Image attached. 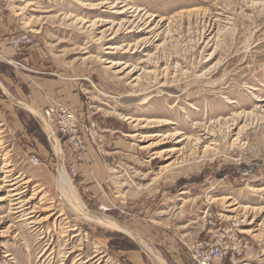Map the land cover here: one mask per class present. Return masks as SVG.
<instances>
[{
    "label": "rangeland",
    "instance_id": "374dc122",
    "mask_svg": "<svg viewBox=\"0 0 264 264\" xmlns=\"http://www.w3.org/2000/svg\"><path fill=\"white\" fill-rule=\"evenodd\" d=\"M102 2L145 9L163 49L107 54L98 39L108 25L76 23L120 22L114 10L91 7ZM224 28L211 57L215 48L198 40L205 29L212 38ZM145 35L121 34L114 45ZM145 54L163 60L157 74L140 70H156L142 62ZM102 59L130 67L118 72L124 66L110 68ZM258 98H264V0H0V187L4 171L12 170L27 184L23 200L33 197L29 206L38 213L34 229L0 201V264H197L194 245L229 244L223 231L239 235L244 249L215 264H264V213L252 210L264 206V193L253 192L264 187V119L245 118L238 140L240 127L223 129L233 114L261 105ZM21 103L41 114L53 104L71 109L99 127L103 145L91 146L86 162V152L74 153L58 137L61 162L42 118ZM208 128L216 135L195 152L194 139ZM177 132L184 134L145 137ZM184 137L191 140L178 143ZM145 145L151 146L141 150ZM172 148L183 149L163 153ZM61 163L85 208L117 221L142 244L107 220L78 215L59 187ZM9 191L1 189L0 198ZM239 206L249 209L229 212Z\"/></svg>",
    "mask_w": 264,
    "mask_h": 264
},
{
    "label": "bare ground",
    "instance_id": "6f19581e",
    "mask_svg": "<svg viewBox=\"0 0 264 264\" xmlns=\"http://www.w3.org/2000/svg\"><path fill=\"white\" fill-rule=\"evenodd\" d=\"M108 5H110V6H108ZM91 7H94V8H108L110 10H114V15L115 16L116 15L121 16V18H120L121 21L120 22H117L116 20H112V19L105 20V21L98 19V20H96L94 22H88V21H85V20H82V19H77L76 20V23L79 24V25H82V27L85 28V29L86 28H89V29L92 28L94 30H99L101 27H104V26L108 25V27L105 30L100 32L101 37L98 39V42H100V43L104 42L105 43L104 44V46H106L105 50H108L107 54H117L118 52H123V54L137 53L142 48L147 49L146 47H151V46L157 45V43L160 42L161 39H162V34L158 33V26H156V27L152 26V24H153L151 22L152 15H150V13H148V12L144 13L145 9L141 10L140 8L132 6V5L127 4V3H123L122 5H119V4L113 3V2L112 3L102 2L100 4H97V5L91 6ZM227 19H229V18H227ZM226 30H229V29L228 28L227 29L224 28L220 32L215 33L212 38H209V37L213 35V30L211 31L210 29H205L203 31L202 36L198 40V42H199V44L206 43L207 47L210 46V47H214L215 48L214 52L211 54V57H214L216 55L217 50H218L219 39H220V37H222L223 34L227 33ZM125 33L133 34V35H135V34H143V35L146 34V35L144 36V38L139 39V41L134 43V44H129L128 43L127 45H123V46L114 45L116 41H119L118 39H120L121 34H125ZM107 41H109V42L107 43ZM188 43H191V42H188ZM163 46H164V43L162 45L158 44L156 47H157L158 50H162ZM145 56H146L147 60L145 59L142 62L147 63V65L149 67L154 65L156 67V70H155V72L154 71H148V69H146V68L144 70L143 69H140V70L143 71V74H157V72L160 71V70H158L160 68V65L162 63H164L163 60L160 57V58L156 59L155 61H153L151 55H146L145 54ZM102 62H104L106 64H109L110 68H116V67L124 66L118 72L127 71L129 69V67H130L129 65H123V64L118 63L116 61H110V60H106V59H102ZM137 71L138 70H136V67H135L132 70H130L128 73L132 74V73H135ZM133 80L135 82L141 80V75L139 77H136ZM256 102L261 103V105L257 104L253 111L248 112L247 114L243 113L244 115L243 114H233L232 118H230V121H227L224 124L225 128H223V129H227L228 132H231V133H233L234 131H237V129L240 127L239 130H238L239 133L236 134V136L238 137L236 140H238L241 137L242 133L245 131V128H247V127H245V124H247V120L244 121L245 118L249 119L251 117H254V118H258V119H264V104H262V103H264V98H260V99L258 98L256 100ZM234 103H235L234 101H229V104H234ZM22 105L24 107L28 108L31 112L35 113L37 116H40L42 118V120L44 121V123H45L46 129L48 127L49 131L52 132V130H51L52 128L49 125L47 119L44 117L43 114L39 113L38 111H36L35 109H33V108L29 107V106H26L24 104H22ZM123 119L125 121H130V122L138 121V120H136L134 118H130V117H123ZM251 119H250V123L254 120V119H252V120ZM139 121L147 122V123H171V122H165V121H162V120H149V119H141ZM242 122H245V123H244V125L240 126L242 124ZM183 134L184 133H182V132H177V133H174V134H157V135L155 134V135H150V136H145V137H149V138H152V139L153 138L156 139L157 137H159L163 141L165 139H174V138H177V137H181ZM215 135H216L215 130L210 129V128L206 129L205 133L201 137L194 139V144L191 145V146H193L192 147L193 150L196 152L198 149H201L202 146L204 145V140H208L209 141V139H211V137H214ZM131 137H134V136H131ZM187 140L190 141L191 139L189 137H184L183 139L179 140L178 143H182V142L187 141ZM154 144L155 143H153L151 145H154ZM217 144L218 143H212L211 146H217ZM151 145H149V146H146V145L145 146H141V150H147V149L150 148ZM182 149H180V150H182ZM210 149H212V148H210V146L209 147L207 146L204 149V152H207ZM180 150L177 149V148H172L170 150H164L163 153H175V152H178V151L180 152ZM62 151L63 150H62V148L60 147V145L58 143L57 146H56V152H57L61 162L63 161V159H62L63 152ZM11 171H9L8 169H6L4 171V173L6 174L5 179H7L5 181L6 185L3 186V187H0V190L1 189L5 190L6 188H8L10 190L9 192L11 194H10V196L0 198V201H8V203L11 205V214H13L14 216H17L18 218H21L23 221H30L28 226L36 229L38 224H37V218H35V217H36V215L38 213L36 212V209L34 210V209H32L29 206L31 199L33 200L34 198L32 197L30 199V201H28V200L24 201L23 200L24 199V194L26 192H25V190H22V185H25L26 183H23L22 185H20L22 183V181H20V180L17 181V179H13ZM0 174H1V171H0ZM59 187H60V190H61L62 194L66 196V198L68 199L69 203L73 206L75 212L78 215H80L81 217L88 218V219H91V217H95L96 219L100 220L99 222L107 220L108 223H110L111 226L113 228H115V230H120V231L126 232V233L132 235V237L137 238V236H135L132 232H130L126 227H122L117 221H114L113 219H110V218L105 217L103 215H95L94 213H92L89 210H87V208H85V206L77 198V196H76V194L74 192V189L72 187V184L69 181V178H68V176L66 174V171H65L62 163L60 165ZM253 192H257V193H261L262 192V193H264V187L263 188H253ZM223 199H226L227 201L231 200V198L229 197V198H222V199L221 198L220 199L217 198V199H215L213 201L214 202L221 201V200L223 201ZM236 205H237L236 203L235 204L230 203L228 205V207H233V206H236ZM241 208H243V207L239 206V207H237L235 209H232L229 212L235 215L237 210L241 209ZM243 209L247 210L249 208H243ZM252 210L258 211L259 213L263 214L264 213V206L256 207V208H254ZM242 215H245V213L242 214ZM42 220L43 219H41V221ZM236 220L237 219H235V217H232V216L228 218V221H230V222L231 221H236ZM95 223H97V222H95ZM102 225H104V224H102ZM253 232H255V231H253L252 229H244V230L241 231L242 234H248V235H250ZM137 240L140 241V238H137ZM142 242L143 241H140L141 244H142ZM150 253L152 254L151 250H150ZM154 258L156 260H158L155 256H154Z\"/></svg>",
    "mask_w": 264,
    "mask_h": 264
},
{
    "label": "built area",
    "instance_id": "2783aa9c",
    "mask_svg": "<svg viewBox=\"0 0 264 264\" xmlns=\"http://www.w3.org/2000/svg\"><path fill=\"white\" fill-rule=\"evenodd\" d=\"M22 39H13L12 45L17 47L22 44ZM47 106L44 110V117L51 126L52 132L48 135L55 143L58 137H62L66 144L70 146L74 153H85L87 141L91 146L99 147L103 145L100 137L99 127L95 124H84L78 116L69 108L60 104ZM43 124L44 121L42 120ZM61 142V140H60ZM232 232V231H231ZM223 231L226 237L230 236L229 244L213 243L211 241H198L193 248L194 260L197 264H215V262L230 253L241 254L243 252V241L236 233ZM225 238V237H224ZM246 250V249H245Z\"/></svg>",
    "mask_w": 264,
    "mask_h": 264
},
{
    "label": "crops",
    "instance_id": "0c3cea01",
    "mask_svg": "<svg viewBox=\"0 0 264 264\" xmlns=\"http://www.w3.org/2000/svg\"><path fill=\"white\" fill-rule=\"evenodd\" d=\"M91 145H90V143L87 141V147H86V155H85V158H86V162L88 161V162H90L89 160H88V157H86L88 154H90L91 153ZM94 166V165H93Z\"/></svg>",
    "mask_w": 264,
    "mask_h": 264
}]
</instances>
